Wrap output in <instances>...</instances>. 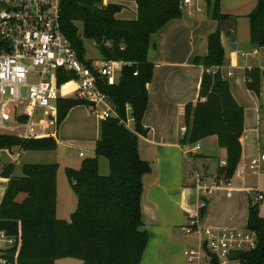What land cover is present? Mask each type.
Returning a JSON list of instances; mask_svg holds the SVG:
<instances>
[{"label": "trees", "instance_id": "trees-1", "mask_svg": "<svg viewBox=\"0 0 264 264\" xmlns=\"http://www.w3.org/2000/svg\"><path fill=\"white\" fill-rule=\"evenodd\" d=\"M75 1L61 0V29L78 57L84 59L87 39L97 44L102 58L132 62L123 67L116 84H102L100 88L116 105L120 117L125 118V105L131 106L134 124L130 129L117 118L102 120L94 156L84 158L78 169L65 168L76 196V208L69 219L55 215L58 164L25 163L19 176L13 174V164L3 168L1 175L8 180L0 200V229L16 239L14 246L4 250L9 264H54L63 258H75L81 264H140L148 243L141 197L143 177L152 166L140 156L138 142L139 136L147 132L142 117L154 70L148 59L150 38L169 21L179 18L183 7L180 0H135L136 18L119 19V3ZM206 8L210 18L217 21V28L208 36L206 54L193 59L203 72L197 101L184 105L186 129L179 144L192 145L215 135L218 145L226 151L225 163L216 172V182L228 184L242 154L244 109L233 97L221 70L225 62L221 33L232 17L221 12L220 0H206ZM247 17L250 43L264 47V0H257ZM261 74L258 67L246 70L248 89L259 90ZM68 80L69 75L59 77L60 83ZM83 103L86 104L75 97H59L56 123L73 106ZM19 145L27 151H51L56 149L57 142L51 136L20 139L0 134V148ZM101 156L109 162L106 175L99 173ZM201 200L199 215L207 205L203 197ZM256 205L248 202L246 219L247 229L256 233V244L253 249L237 252L239 264H264V217ZM211 264H217L215 258Z\"/></svg>", "mask_w": 264, "mask_h": 264}, {"label": "built area", "instance_id": "built-area-1", "mask_svg": "<svg viewBox=\"0 0 264 264\" xmlns=\"http://www.w3.org/2000/svg\"><path fill=\"white\" fill-rule=\"evenodd\" d=\"M193 3L194 0H180L182 7ZM131 63L102 57L79 58L61 29V0H0V134L8 131L20 139L52 136L55 131L49 133L47 129L56 127L62 75L70 76L68 81L74 82L73 97L89 105L94 115L101 120L117 118L131 129V106L127 103L125 118L120 117L116 105L100 88L102 84H116L123 67ZM36 109H42L44 117L35 120ZM185 129L181 128L182 133ZM198 147L195 143L191 149ZM26 151L20 145L0 148V153L9 156L12 163ZM262 161L264 153L250 159L247 167L259 174ZM243 172L241 169L238 174ZM197 188L203 189L199 184ZM254 195L257 203L264 198V189L254 190ZM197 216L198 213L192 215L191 222L182 226L185 233L199 235L197 248L188 251L187 264H211L213 258L217 264H239L237 252L255 247V231L203 229L198 226ZM15 244V237L0 229V264H9L4 250Z\"/></svg>", "mask_w": 264, "mask_h": 264}, {"label": "crops", "instance_id": "crops-1", "mask_svg": "<svg viewBox=\"0 0 264 264\" xmlns=\"http://www.w3.org/2000/svg\"><path fill=\"white\" fill-rule=\"evenodd\" d=\"M108 1L109 0H106V2ZM256 4L257 0H220L221 12L232 17V19H229L224 24L221 33V40L225 52V62L221 66V70L228 83V77L233 75V71L235 69L243 70V79L245 82L246 70L252 67H258L262 72L260 88L263 91L264 65H260L261 62L258 55L260 53V49L264 50V47H259L250 43L249 20L247 17V15L255 8ZM191 5V7H194L195 11L203 14V7L201 4H199V0H194V3ZM185 12L186 7L183 8V14L179 18L169 21L161 29L153 33L150 38L148 59L154 64V70L152 80L148 84V104L142 117V125L144 128H146L147 132L145 135L139 136L138 151L143 159L148 161L151 159H161L163 162L160 165L152 166L151 164V172L143 177V192L141 197L142 221L144 227L149 230L150 236H155L158 241L151 244L149 240L140 264H173V260L176 258V252L174 249H172L173 247L169 248L167 246L165 248L163 244L164 239L172 237L175 234L177 225H181V231H183V225L180 223L184 222V218L182 219L179 217V209L175 206V204L178 203L180 210L182 211L183 209V213L186 215L189 212L194 213L195 211L191 210V207H193L195 204L198 205L201 201V196L197 197L198 192L196 195L195 191V195H192V197L190 196L191 198L188 200H186L184 196H181L177 202L173 201V198L171 199L170 195H167V191L169 189L167 186L171 184L172 180L176 181L178 178L185 177L187 172V169H184L185 163H190L192 165L193 163H191V159L200 160L202 162V166L207 168L211 165L214 159H218L219 162L216 168L217 172L218 167L224 165L226 158V151L224 148L219 146V148L217 147V150L212 149L213 152L210 150V147L213 146L217 141V137L215 135H211L212 139L210 140V144L207 143L208 138L202 139V144L198 143V149L186 151V147L189 145L182 146L179 144V139L183 135L181 128L184 126V105L188 102L197 101L199 83L203 71L201 65L195 64L192 61V57L195 53H198L196 52L199 50L198 48L202 49L203 52H201V54H196V56L206 54L207 45L203 43V39L205 37L204 32L206 30L209 36V34L217 28V21L211 18L213 21L207 25H204L203 30H201L202 21L195 24V20L188 17L189 15H192L193 12H187V16H185ZM207 16L210 18L209 15ZM186 30L189 31L190 36H192V31H194L198 37V40L196 41L195 45L190 44L191 47H185L182 49L180 39L185 35ZM228 31L231 32L228 33ZM245 32L247 33L246 36ZM227 38H230L231 42L236 43V49H233L228 45ZM253 49H256L255 54L252 53ZM243 52L246 54L243 55ZM248 55L252 58L250 59V62L243 60L246 59V56ZM238 58L241 62L231 66V63H234ZM227 71H230L229 75H226ZM262 91L261 93L259 92L261 96ZM73 92L74 83L67 88V91H64L63 93L73 94ZM232 92L234 93V91ZM233 93V97L237 103L241 105ZM241 106L243 107V105ZM256 109L258 112L256 115V123L258 127L260 125V117L259 107L257 104ZM86 113L87 118L91 120L92 118L94 120L96 119L95 122L91 121L92 131L95 133L94 137L96 142V140H98L100 137V125L102 120L97 115H94L89 109L86 111ZM258 130L259 127L256 133V145L258 149L257 155L264 153V151L259 147L260 136L258 134ZM51 137L56 140L58 145L59 141L56 138V131ZM241 144L242 154L239 166L243 162L244 158L242 136ZM171 151L177 155L175 157L171 156V154H169ZM211 153H215V155ZM79 155L82 156L81 153H79ZM249 161L250 160L247 161V166ZM247 166L246 169L250 171ZM262 170H264V161L261 162V171ZM260 173L254 175H258L259 177ZM173 176H175L176 179L172 178ZM2 179L5 190L8 178L3 177ZM187 190L188 192L185 194V196H189V189ZM179 218L181 220H179ZM187 249L188 248H184L181 250V256L179 258L181 264H183L185 260L184 257L186 255ZM68 264L71 263L68 262ZM75 264H81V261L79 260V262Z\"/></svg>", "mask_w": 264, "mask_h": 264}, {"label": "rangeland", "instance_id": "rangeland-1", "mask_svg": "<svg viewBox=\"0 0 264 264\" xmlns=\"http://www.w3.org/2000/svg\"><path fill=\"white\" fill-rule=\"evenodd\" d=\"M115 3H119L122 5L121 10L117 13L116 17L121 19H134L136 16V2L135 0H113ZM199 4L203 7V14L198 13L194 10V7L183 6L186 7L185 16H187V12H193L192 15L188 17L193 18L195 20V24L201 23V30H203L204 25H207L213 21L209 18L206 11V1L199 0ZM197 12V13H195ZM78 27L81 29V24L77 23ZM242 26V24H241ZM246 30V28H245ZM198 31V30H197ZM247 33L245 32V36ZM203 43L207 45V31L204 32ZM198 37L195 32L192 31V36L189 35V31L186 30V33L180 39L181 48H189L191 45H195ZM191 44V45H190ZM254 45V44H253ZM85 46V59H98L101 57L99 48L97 45L90 43L87 39H84ZM192 57L196 56V54H201L203 52L202 49L198 48ZM260 57V65H264V50L259 51ZM202 56V55H200ZM254 58V57H253ZM252 59L249 55L246 56V62H250ZM240 59L238 58L232 65H236L240 63ZM203 72V71H202ZM227 75V73H226ZM244 71L240 69H235L233 71V75L228 77L229 79V88L230 91H234V96L238 102L243 105L245 110V129L244 133H242V142L244 147V158L243 162L238 165L237 170L235 171L231 181L227 184L216 182V168L218 164V159H214L211 165L207 168L202 166V162L200 160H192L191 163H185L184 169H187L184 178H178L176 181L172 180L171 184L167 191V195L173 198V201L177 202L181 196H184L186 200L195 195L194 191L198 192L197 197L201 196L207 201V206L205 207L203 213L201 215L198 214L196 221L198 226L201 228H220L225 230H246V209L247 204L250 201L252 205H256L258 208V212L261 216L264 217V198L256 203L254 190L255 189H264V170L261 171L259 177L258 175H254L251 171L246 169L247 161L256 157L258 154L257 149V129L259 134V147L264 151V98L259 94L261 93V84L258 91L250 90L246 86V81L244 82L243 76ZM74 82L67 81L62 84L60 87V96L61 97H73L72 93H63L67 91V88L71 86ZM264 86L262 87V89ZM69 90V89H68ZM65 94V95H64ZM236 94V95H235ZM256 104L259 107V126L257 127L256 123V115L257 109ZM91 110L90 106L87 104H77L73 106L66 117L59 123H56V127L50 126L47 129V132L51 133L56 131V138L59 141L57 148L55 150H30L26 151L15 163H12L11 158L6 154L0 153V199L2 198L4 192V184L3 176L1 175V170L10 164L14 165L13 174L21 175L22 174V165L28 162L38 163V164H58V170L56 175V205H55V215L57 218L61 219H69L71 212L76 208V196L73 193L71 182L66 175L65 168L70 167L74 169H78L80 167V163L84 158L93 157L94 156V144L95 137L94 132L92 131V122L96 121L92 118H87V110ZM44 117L42 109H36L34 113V119L38 120L39 118ZM100 122V121H98ZM57 128V129H56ZM4 134H9L8 131H3ZM213 136V135H212ZM207 143L210 144L211 136L205 137L207 139ZM204 139V138H203ZM196 143L202 144V139L197 141ZM216 144V145H215ZM213 146L210 147V150H217L219 148L218 142L216 141ZM192 145L186 147V151L192 150ZM212 150V152H213ZM82 154V156L79 155ZM189 153V152H188ZM171 156L175 157L177 154L174 152H170ZM215 155V153H211ZM194 158V157H192ZM195 159V158H194ZM154 165L162 164V160L151 159L149 160ZM99 162V173L102 175H106L109 173V162L108 160L101 156L98 158ZM205 163V162H204ZM182 164V162H181ZM210 164V163H208ZM244 168V172L242 174H238L239 170ZM176 174V173H175ZM174 174V175H175ZM172 178L176 179L175 176ZM174 181V182H173ZM161 184V183H160ZM203 187V189L199 190L197 185ZM231 187V188H229ZM189 189V196H185ZM209 190V193L207 192ZM165 192V191H164ZM191 196V197H190ZM201 200V198H200ZM199 201V199H198ZM193 202V201H192ZM195 202V201H194ZM202 204V200L198 205H194L191 207V210L195 211L194 213L184 214V210L182 211L179 208L178 203L175 206L179 209V213L182 219L184 218V222L180 223L182 225L189 224L190 218L192 215H197L198 207ZM190 205V204H189ZM190 207V206H189ZM179 220H181L179 218ZM146 229V227H144ZM147 230V229H146ZM149 233V230H147ZM178 231V232H177ZM198 233H185L181 231V225H177V229L175 230V234L172 237L164 239L163 244L165 248L168 246L173 247L172 249L176 252V258L173 260V264H181L180 256L181 250L184 248H188L186 255L184 257L183 264H187V254L190 248H197L198 245ZM153 244L158 241L155 236H150L148 243ZM71 264L78 263L79 260L75 258H63L56 260L55 264ZM172 264V263H171Z\"/></svg>", "mask_w": 264, "mask_h": 264}, {"label": "water", "instance_id": "water-1", "mask_svg": "<svg viewBox=\"0 0 264 264\" xmlns=\"http://www.w3.org/2000/svg\"><path fill=\"white\" fill-rule=\"evenodd\" d=\"M69 3H75V0H68ZM90 43L97 45L93 40H88ZM227 43L228 45L233 48L236 49V43L235 42H231L230 38H227Z\"/></svg>", "mask_w": 264, "mask_h": 264}]
</instances>
